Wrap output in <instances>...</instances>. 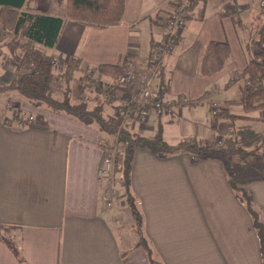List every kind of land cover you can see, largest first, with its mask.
I'll use <instances>...</instances> for the list:
<instances>
[{"label": "crops", "instance_id": "1", "mask_svg": "<svg viewBox=\"0 0 264 264\" xmlns=\"http://www.w3.org/2000/svg\"><path fill=\"white\" fill-rule=\"evenodd\" d=\"M178 1L125 0L118 25L67 19L57 43L46 51L64 60L78 58L94 74L99 65H121L125 55L144 69L154 61L150 58L154 43L166 40V19ZM256 1L261 0H196L189 5L181 36L157 61L154 93L163 102L162 113L151 110L145 122L126 119L123 126L143 136L160 127L170 144L222 140V148L233 144L245 150L248 139L240 142L237 135L243 123L264 122V108L243 110L246 79L237 77L250 59H264V52L257 54L262 47L248 48L242 29L243 11ZM66 5L67 0H24L22 8L64 17ZM210 41L226 43L230 57L220 72L208 77L198 74L197 62ZM3 67L6 72L8 67ZM214 85L220 100L212 101L202 116L194 108L212 95ZM120 93L112 102L115 111ZM7 94L14 99L9 97L6 104L17 103L19 111L21 105H31L13 92H0V98ZM199 99L196 106L183 102ZM213 104L224 114H213ZM36 108L38 112L23 111L14 120L0 121V226L6 227L5 232L0 229V264H149L145 249L133 247L137 237L132 231L119 234L105 207V185L97 175L104 135L93 125ZM36 115H41L42 123L35 121ZM169 116L179 122L163 124L166 119L172 122ZM186 127L197 128L199 138L187 136ZM193 157L185 152L162 156L144 148L134 150L130 191L152 258L160 264H262L250 214L228 182L223 159L217 153ZM231 162L240 168L253 166L247 171L254 175L239 183L264 220V163ZM124 221L131 223L126 216Z\"/></svg>", "mask_w": 264, "mask_h": 264}, {"label": "trees", "instance_id": "2", "mask_svg": "<svg viewBox=\"0 0 264 264\" xmlns=\"http://www.w3.org/2000/svg\"><path fill=\"white\" fill-rule=\"evenodd\" d=\"M195 1L192 0L190 5L192 6ZM23 3L24 0H0V57L6 58L3 47L7 44L19 51L16 57L17 63L14 64L13 77L8 83L0 85V92H16L34 107H44L55 113L64 114L82 124L95 126L101 134L107 133L113 136L121 146L117 152L114 169L121 178L120 195L124 197L126 218L131 222L133 235L137 237V243L133 247L145 249L149 264H160L152 258L151 250L145 242L141 214L135 196L130 191V171L134 150L144 148L162 156L185 152L197 155L198 158L217 153L224 161L232 190L250 214L252 227L258 239L261 261L264 264V220L253 206L251 194L237 183L232 171L233 164L229 158L227 159L228 154L230 158L236 156L246 159L250 157L252 151H246L233 144L226 151L216 147L214 142L202 140H181L170 144L163 139L160 127L150 136L132 132L125 126H120L122 119H115L106 113V105H113L116 92L120 90L112 83L121 72L120 65L105 64L95 69V73L110 80L106 83L109 85L108 99L104 98L106 100L103 99L101 102H98L96 96L91 95L90 82L77 80L76 76L80 73L87 76L93 71L83 68L78 58L64 60L59 57V65L57 67L52 65L51 61L55 57L46 49L55 46L67 19L95 26L118 25L123 18L125 0H67L64 17L24 10ZM229 57L230 49L226 43L208 42L197 62L198 74L208 77L216 75L224 68ZM237 77L250 79L248 83L244 82L242 88L243 110L250 112L264 104V60L250 59L246 68ZM102 88L103 84L95 88L96 94L101 93ZM183 102L196 106L201 100ZM12 105L14 107L12 106L11 109L19 107L17 103ZM19 112L17 110L13 116H18ZM221 114L224 113L221 111L217 115ZM35 121L42 123L41 115H36ZM240 190L243 194L239 193ZM0 229L6 231V227L0 226ZM125 254L126 251L122 255Z\"/></svg>", "mask_w": 264, "mask_h": 264}, {"label": "rangeland", "instance_id": "3", "mask_svg": "<svg viewBox=\"0 0 264 264\" xmlns=\"http://www.w3.org/2000/svg\"><path fill=\"white\" fill-rule=\"evenodd\" d=\"M242 16H243V27H242V29H243L244 36L247 37L248 48L251 51H253L257 47L258 48L262 47V48L258 49L257 54L264 52V35L262 36V30H264V7H261L258 1L251 2L249 5V8H247L243 11ZM160 28H163V26L161 25ZM144 38H147V30H145ZM11 50H12L11 45L7 44L3 47V51L5 53L4 56H6L8 58L6 60H4L2 57H0V85L8 83L9 80L13 77V74L15 72V67L12 68L11 65L17 63L16 57L18 54L14 50L13 51H11ZM263 56H264V54H263ZM263 56H262V58H263ZM3 63H4L3 66L8 67V70L6 72L3 70V68H6V67L2 66ZM120 74H121V72H120ZM8 75H11L12 77H9ZM76 77H77V80L79 79V80L84 81V82H85V80L86 81L88 80L87 76H85L84 73H80ZM94 77L99 78V74H97V73L94 74ZM101 79H102L101 84H103V85L106 84L107 82H109V80L107 82H105V79L103 80V77ZM242 79H245V77H242ZM249 81H250V79H248V77H247L245 82L248 83ZM95 86H96V84L94 82V85L91 87V90H92L91 95L96 96L98 99V102H101L104 99V95H103L104 93L101 91V93L96 94V92L94 90ZM102 90H103V88H102ZM217 91L219 92V89H217L216 86L214 85V87L212 89V95H209L206 99L203 100V103L201 105L196 106V108H194V109H197V111H199V113H202V116H203L205 114V112L208 111L212 101L220 100V95L215 94V92H217ZM88 93L90 94L89 91H88ZM7 95H9V94H7ZM13 95H16V97L20 96L16 92H13ZM9 97L12 100L14 99L10 95L9 96H2V98H0V121L5 120L4 117H6V119H9V120H14L13 119L14 114L12 113V111L15 110L16 108H13V109L10 108L11 110L8 109V106L10 105V103L6 104V102L9 99ZM20 97H22V96H20ZM106 99H108V98H106ZM106 99H104V101ZM93 103L91 105H93ZM5 104H6V106H5ZM26 104H28V103H26ZM117 104H118V102L116 101L115 106H117ZM113 106H114V103H113ZM215 108H218L217 112H221V107L219 105L216 104ZM258 108H264V104L260 105V107H257L256 109H258ZM38 109L39 108H36V107L29 105V104H28V106H22L21 105L22 111H20V112H21V114H23V111L27 114L28 113H35V112H38L37 111ZM16 110H18V108ZM106 113H108V114L110 113L111 116L115 118L116 111L114 110V108L112 106L106 105ZM210 116H211V114H210ZM169 118H171V116H169ZM169 118H168V120L172 121V118L171 119H169ZM211 118L213 119L212 116H211ZM123 120L124 119H122V121ZM177 122H179V121H177V118H175L172 122L167 121V119H166V121H164L163 124L174 125V123H177ZM249 125H252V126H249ZM120 126H123V122ZM239 126H240V124H239ZM252 127H254L253 130H251ZM263 128H264V122L258 123L256 121H253L250 124H244L243 123V126L240 129V134H237V135H238L240 142L241 141L244 142L248 139V142L243 143V144H244V146H246L245 150L246 151H249V150L252 151V154H250V157H246V159L238 158L236 156H234L233 158H230V154H228L227 159L228 158L230 160L233 159L234 162H236L237 159L238 160H244L248 163L250 161V163L251 162L255 163V165L256 164L258 165L261 163L263 164L264 163V132H263ZM196 132H198L197 128L191 127L189 129L186 127L185 134L187 136H189L190 138L194 137V136L196 138H199V137H197V135H195V134H197ZM103 135H104V138L101 139V146H102L104 152L107 151L109 147L114 148V145H119L115 140L112 141L114 139L112 135H109L107 133L103 134ZM109 136L112 137L111 141L107 140V139H110ZM215 145H216V147H221L220 149H224L227 151V148L226 149L222 148L225 146L224 141L220 140V143L215 142ZM119 147H121V146L120 145L117 146V149H116L117 152L120 150ZM253 147H255V148H253ZM103 151H102V156H103ZM192 156H194V155H192ZM196 156L197 155H195L194 157H196ZM242 157H244V156H242ZM114 167L115 166L113 165L112 172H113L114 177L116 178V183H115V186L117 189L116 190V195H117L116 203L118 205V209H116L117 207L116 208L111 207L109 216L112 220V224L114 226H116V228L119 229L118 233L119 234L125 233L128 235L130 233V231H132V227L130 224H128L124 221L125 216H126V208H124V197L120 195L122 192V190H121V178L119 176L120 174L116 173ZM249 168H253V166L251 164H243L240 168L238 166L232 165V171L234 173V178L236 179L237 183L241 186V188L243 186L239 183L240 182L239 179H245L248 176L254 175V174L248 173L247 169H249ZM263 169H264V164H263ZM234 170L236 171V174H235ZM240 170H242V173L240 172ZM239 193L243 194L242 190H240ZM252 203H253V206H255L253 201H252ZM255 208L257 209L256 206H255ZM257 211H258V209H257ZM136 250L137 249H135V250L133 249L131 252H134Z\"/></svg>", "mask_w": 264, "mask_h": 264}, {"label": "built area", "instance_id": "4", "mask_svg": "<svg viewBox=\"0 0 264 264\" xmlns=\"http://www.w3.org/2000/svg\"><path fill=\"white\" fill-rule=\"evenodd\" d=\"M191 1L180 0L172 5V10L166 19V40L154 43L152 47V59L154 58V61L151 65L142 69L134 58L129 55L124 56L120 65L121 74L112 82L120 88L119 91L121 92L117 96L119 103L116 106V119H131L145 122L149 118L151 110L158 115L162 113L163 102L154 93V78L158 72L157 61L159 57L173 50L175 41L181 36L186 21L184 16ZM260 6L264 7V0L260 1ZM51 63L54 67H57L59 65L58 58H53ZM102 77L99 75V78H95L94 73L91 72V74L87 75V81L90 82L91 87L95 82L96 88L101 84ZM108 91L109 85L104 84L102 90L104 98H107ZM12 106L10 104L8 109L12 108ZM215 106L216 104H213V114L217 115L219 112H217L218 108H215ZM33 120V117L30 116L29 122ZM117 146L119 145H114V148L109 147L107 151H103V156L97 171L98 179L105 185L104 200L105 207L108 209L117 205L116 178L112 172L117 156ZM193 159L197 160L198 158L193 157Z\"/></svg>", "mask_w": 264, "mask_h": 264}]
</instances>
